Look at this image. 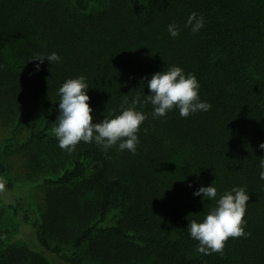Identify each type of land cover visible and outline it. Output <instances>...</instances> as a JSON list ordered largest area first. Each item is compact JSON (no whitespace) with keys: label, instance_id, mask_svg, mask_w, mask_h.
Returning a JSON list of instances; mask_svg holds the SVG:
<instances>
[{"label":"trees","instance_id":"obj_1","mask_svg":"<svg viewBox=\"0 0 264 264\" xmlns=\"http://www.w3.org/2000/svg\"><path fill=\"white\" fill-rule=\"evenodd\" d=\"M193 12L204 18L196 33L185 26ZM52 53L60 61H32ZM172 66L196 76L210 110L153 118L151 103L137 104L147 118L135 154L95 141L59 147L51 129L67 79L86 78L99 123L151 95L148 81ZM34 113L41 128L17 144L28 185L6 180L0 158V264H264V0H0V126L11 132L4 150ZM212 184L215 199L194 195ZM33 185L48 191L32 224ZM239 187L249 195L250 235L230 237L222 254L198 253L188 222H202Z\"/></svg>","mask_w":264,"mask_h":264},{"label":"clouds","instance_id":"obj_2","mask_svg":"<svg viewBox=\"0 0 264 264\" xmlns=\"http://www.w3.org/2000/svg\"><path fill=\"white\" fill-rule=\"evenodd\" d=\"M204 24L203 16L193 12L190 14L186 27H191L193 33L198 32ZM168 31L172 37L179 35L178 25L170 24ZM47 59L51 64L60 61L56 53L47 56H37L32 61H40L42 64ZM31 62V61H30ZM39 70V65H37ZM85 77L67 79L58 90L60 96L59 115L56 126L51 129L58 140L62 150L71 152L76 145L83 141L91 143L95 141L102 146L104 151L118 145L120 151L128 150L135 154L139 143L137 133L140 125L146 120V115L136 110L137 104L151 103L153 106V118L166 115L174 108L179 110L181 117L187 118L197 111H208L211 105L201 102L199 99V83L194 74L185 75L182 68L172 66L163 72L155 73L147 83L151 95L145 96L141 101L136 99L127 108H123L114 118H104L99 123H93L91 115L93 109L89 106L90 97L87 95L88 85ZM127 103V100H125ZM147 133V129H145ZM264 150V143L259 145ZM261 171L259 177L264 180V159H260ZM5 181L0 179V189H3ZM195 196L203 195L204 198L215 199L217 189L213 186L200 187L194 192ZM249 201V195L242 187L225 191L215 207L211 208L204 216L202 222L191 220L188 222V231L194 240L198 241L196 251L204 255L223 253L226 241L231 238H239L246 235L244 227V215Z\"/></svg>","mask_w":264,"mask_h":264},{"label":"rangeland","instance_id":"obj_3","mask_svg":"<svg viewBox=\"0 0 264 264\" xmlns=\"http://www.w3.org/2000/svg\"><path fill=\"white\" fill-rule=\"evenodd\" d=\"M101 1L104 2V0ZM41 126L42 125L41 121L39 120L38 114L34 113L30 117L27 125L21 131H19L15 137H12V143L15 145V147H12L8 150H4V148L6 145H8L7 141L11 138V132L0 126V158L7 165L8 171L5 175L6 180H12L19 186L28 185L29 180L27 176L26 158L24 153L21 152L20 148L17 147V144L21 142L31 131L41 128ZM47 191L48 188L45 185H33L27 190V209L31 216L32 224L36 221H39L41 215L45 213L47 209ZM6 217H8L10 221H12L14 226L17 225L10 212L6 213ZM27 233H33L32 226L31 231ZM28 234L22 235V237L27 239L28 241H31V238H29ZM35 247L37 246L35 245ZM64 247L66 253H72L74 250L73 247L69 245H64ZM56 264L59 263H57L56 261Z\"/></svg>","mask_w":264,"mask_h":264}]
</instances>
